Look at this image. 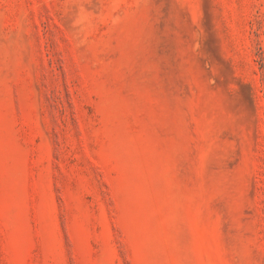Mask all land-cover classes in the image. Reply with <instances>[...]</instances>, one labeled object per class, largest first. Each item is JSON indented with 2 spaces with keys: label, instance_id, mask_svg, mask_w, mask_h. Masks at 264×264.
Segmentation results:
<instances>
[{
  "label": "rangeland",
  "instance_id": "rangeland-1",
  "mask_svg": "<svg viewBox=\"0 0 264 264\" xmlns=\"http://www.w3.org/2000/svg\"><path fill=\"white\" fill-rule=\"evenodd\" d=\"M0 264H264V0H0Z\"/></svg>",
  "mask_w": 264,
  "mask_h": 264
}]
</instances>
